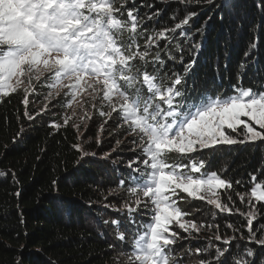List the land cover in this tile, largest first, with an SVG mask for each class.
<instances>
[{
    "label": "snow or ice",
    "instance_id": "6c2138e0",
    "mask_svg": "<svg viewBox=\"0 0 264 264\" xmlns=\"http://www.w3.org/2000/svg\"><path fill=\"white\" fill-rule=\"evenodd\" d=\"M156 2L183 5V19L157 29L155 25L162 9L140 14V8L153 9ZM193 5L211 11L199 28L189 31L190 21L200 15L190 10ZM255 6L264 16V0H255ZM124 8L127 9V21L119 18ZM178 16L179 10L169 19L175 21ZM246 16L241 0H140L139 5L137 0H125L119 8L116 0H0V97L16 93L27 83L22 103L25 117L34 122L46 113L48 105L35 114L28 111V90L31 88L35 92L33 81L50 82L55 95L49 92L46 97L49 105L59 103L61 94L68 98V107L72 106V101L83 107L90 100L94 112L99 105V115L105 118V125L114 118L118 121L116 127L122 130L124 138L117 140L116 147L99 158L116 164L112 154L119 153L122 144H132L131 155L123 162L122 178L109 190L108 196H118L117 189L127 186L129 197L134 199L122 200L120 207L106 202L102 205L120 215L126 213L127 228L124 231H120V219L103 221L117 230L116 239L122 245L127 244L131 235L125 264H179L183 257L176 258L178 242L201 239L203 232L210 234L203 237L207 247L197 248L195 252L208 254L210 258L201 259L198 264H213V261L223 264V258L237 239L235 235H221L220 225L215 220L224 213H240L247 221L248 235L245 237L241 233L239 238L264 246V223L253 230L260 210L252 203L253 200L264 202V182L258 181L257 175L249 174L254 186L248 197V211L243 212L235 206L231 195L235 191L233 182L216 170L205 171L210 157L197 159L190 156L205 149L214 150L218 145L264 141V84L257 81L256 87L245 89L238 83L231 85L229 95L201 91L193 96L196 82L193 81L190 91L186 79L206 46L205 31L209 21H219L222 28L233 23L241 28ZM149 22H152L151 28ZM254 27L258 29L259 23ZM126 31L129 34L124 40ZM197 35L200 40L194 39ZM138 36H144L143 50ZM258 39L257 36V42L250 45L237 65L238 82L250 66L254 75L261 71L253 56ZM189 56L191 59H187ZM227 56L226 52L225 69L228 67ZM134 62H139V66ZM168 62L172 63L170 69ZM149 64L158 66L155 72L147 70ZM177 64L183 71L176 70ZM214 68L216 79L220 80L219 57ZM68 119H64V125L68 124ZM80 119L87 129L89 114L86 112ZM50 126L56 130L61 127L55 121L50 122ZM23 133L22 126L13 138L14 142L22 139ZM78 138L83 140V134ZM96 142L98 147L102 143L100 139ZM73 147L81 153L77 164L87 162L86 157L97 158L96 152L84 150L83 143ZM172 153L189 156L191 163H169ZM117 158L122 160V157ZM57 183L53 181L54 185ZM235 183L243 184L244 181L238 179ZM179 192L213 206L216 211L211 213V219L200 222L188 219L204 209L194 208L192 212L181 209L179 203L184 197L179 196ZM222 195L227 196V202ZM236 195L243 204L245 195L240 192ZM174 225L187 235L173 231ZM226 226L234 233L239 231L233 223ZM258 232L261 233L259 238ZM213 241L225 247L213 245ZM115 247V244H109L110 249ZM213 248L215 255L211 256ZM254 261L255 252L251 249L237 252L232 257V264H254Z\"/></svg>",
    "mask_w": 264,
    "mask_h": 264
},
{
    "label": "trees",
    "instance_id": "16d2710c",
    "mask_svg": "<svg viewBox=\"0 0 264 264\" xmlns=\"http://www.w3.org/2000/svg\"><path fill=\"white\" fill-rule=\"evenodd\" d=\"M139 2L140 0H137V5ZM124 3L125 0H116V7L119 8ZM241 3L247 13L242 20L241 28H237L235 23L222 28L219 21H209L205 31L206 46L202 49L196 66L186 78L190 91L193 81L196 82L195 91H192L193 96L201 91H209L213 95L217 93L229 95L232 91L231 85L238 83L245 89L256 87L257 81L264 84V16L257 11L255 0H241ZM155 9L163 10L159 22L155 25L157 29L164 24L171 26L185 15L183 5L159 2L154 4L153 9L140 8V14ZM177 10H179L177 20L169 19ZM190 10L200 13L190 21L187 30L193 31L202 25L211 10L200 5H193ZM119 18L127 21L126 8L122 9ZM257 23L258 29L254 27ZM151 24L152 22H149V28ZM128 34L127 31L124 33V40H127ZM257 36L258 48L253 50V56L257 58L256 65L261 71L254 75L250 66L243 74L242 80L238 82L237 65L244 59L243 54L250 45L257 42ZM137 39L143 50L144 36H138ZM194 39L200 40L201 37L197 35ZM163 44L161 41V47ZM226 52L227 69L224 68ZM161 55L163 59H167L163 53ZM217 57L220 80L216 79L214 68ZM248 59L251 60L252 57ZM134 63L139 66V62ZM157 67L149 64L147 70L150 73L155 72ZM171 67L172 63L168 62V68ZM175 68L177 71H183L179 64L175 65ZM49 90L50 82L35 84V92L29 93L28 111L34 114L41 112L35 107L42 105ZM24 98L25 95L21 91L0 98V173H5L0 175V264H125L126 248L132 243L131 235L128 236L127 244L122 245L116 239L117 230L110 223L105 225L103 221L120 219V231H124L127 228L126 213L120 215L110 208H103L102 205L106 202L120 207L122 200L134 199L129 197L127 186L117 189L118 196H108L109 190L116 187L122 178L123 162L130 157L129 149L132 144H122L119 153L112 154V159L117 160L116 164L111 160L101 159L99 157L105 152H111V149L116 147L117 140L124 138L122 130L116 127L118 121L115 118L105 125V118L99 115L98 110L94 112L92 108L89 126L78 133L73 125L69 123L64 125L62 113L68 99L64 95L58 98L59 103L48 104L46 113L40 115L34 122L25 117V105L22 103ZM52 121L61 125L59 130L50 126ZM22 126L23 137L14 142L13 138ZM81 134L83 140L78 138ZM99 137L102 143L98 147L96 141ZM81 143L85 151L96 152L97 158L86 157L87 162L77 164L81 153L73 145ZM262 148L264 141H257L243 145L216 146L214 150L205 149L190 156L197 159L201 156L205 159L210 157V163L205 171L216 170L223 178L230 179L235 188V191L231 192L235 206L246 212L249 208L250 189L253 187L249 174L257 175L258 181L264 182ZM117 157H122V160ZM168 162L190 164L191 159L189 156L182 157L172 153ZM74 168L77 170L74 171ZM238 179H242L244 183L236 184ZM53 181L58 183L54 185ZM17 192L20 193L19 196L16 195ZM236 192L245 195L243 204ZM105 196H108L107 201H104ZM179 196L184 197L179 203L181 209L188 212H192L194 208L204 209L187 217L188 219H195L197 222L207 221L211 219V213L216 211L206 202L190 199L183 192H179ZM222 199L227 202V196L222 195ZM252 203L260 210L253 223L255 231L259 224L264 223V203H256L254 200ZM215 223L220 225L221 235L237 237L231 244V251L223 258V264H232V257L237 252L244 253L248 249L255 252L254 264H261L264 260V246L239 238L241 233L245 237L248 235L247 221L240 213L219 214ZM227 223H233L239 231L234 233L227 228ZM172 230L181 236L187 235L176 226H173ZM260 234L257 233L258 238ZM200 235L201 239L178 242L175 249L176 258L183 257L179 264H198L199 260L210 258L208 254L198 255L195 252L197 248L207 247V241L203 237L210 234L203 232ZM212 243L220 248L225 247L217 241ZM109 244H115L116 247L110 249ZM214 255L215 248L211 252V256Z\"/></svg>",
    "mask_w": 264,
    "mask_h": 264
},
{
    "label": "rangeland",
    "instance_id": "374dc122",
    "mask_svg": "<svg viewBox=\"0 0 264 264\" xmlns=\"http://www.w3.org/2000/svg\"><path fill=\"white\" fill-rule=\"evenodd\" d=\"M33 83L34 84H37L35 81H33ZM24 87H27V83L25 84V86ZM24 87H22V88H20V89H18L17 91H21V93H23L24 95H25V91H24ZM29 93L31 92V91H33L31 88H29ZM50 91H52L53 92V94L55 95V90H53V89H51V87H50V90H49V92ZM49 92L44 96V99H43V101H42V105L39 107V105H37L35 108L36 109H40V110H44L45 108H46V105H48L49 104V101L46 99V97L48 96V94H49ZM61 95H63V94H61ZM65 97V96H64ZM1 98V97H0ZM77 100H79V97H77ZM93 107H92V103H91V101L89 100V102L88 103H85L84 105H83V107H80L78 104H77V101H72V106L71 107H68L67 105H66V107H65V110H64V112L62 113V118H63V122H64V119L67 117V118H69L68 119V123L70 124V125H73L74 126V128L76 129V131L78 132V133H81V132H83L86 128H85V123L84 122H82L81 121V117L82 116H85V113L87 112L88 114H89V117H90V120H91V109H92ZM99 109V105H97V110ZM105 111H107V109H105ZM246 119V118H245ZM257 130H260L259 128H258V126H257ZM99 139H100V137H99ZM242 139V138H241ZM249 143H253V142H249ZM218 146H222V145H218ZM224 146H226V145H224ZM177 154V153H176ZM178 155H180V154H178ZM254 186V185H253ZM191 199V198H190ZM262 203H264V202H262ZM213 207V206H212ZM175 226V225H174ZM177 227V229H179L178 228V226H176Z\"/></svg>",
    "mask_w": 264,
    "mask_h": 264
}]
</instances>
